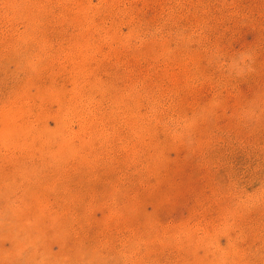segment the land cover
Wrapping results in <instances>:
<instances>
[{
    "label": "rangeland",
    "instance_id": "obj_1",
    "mask_svg": "<svg viewBox=\"0 0 264 264\" xmlns=\"http://www.w3.org/2000/svg\"><path fill=\"white\" fill-rule=\"evenodd\" d=\"M0 264H264V0H0Z\"/></svg>",
    "mask_w": 264,
    "mask_h": 264
}]
</instances>
